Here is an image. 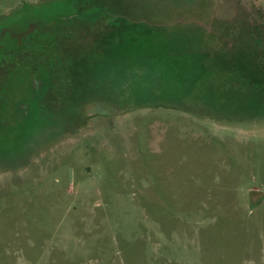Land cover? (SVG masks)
<instances>
[{
	"label": "rangeland",
	"instance_id": "374dc122",
	"mask_svg": "<svg viewBox=\"0 0 264 264\" xmlns=\"http://www.w3.org/2000/svg\"><path fill=\"white\" fill-rule=\"evenodd\" d=\"M9 14L60 38L23 59L54 75L24 67L0 129V264H264V107L240 89L264 73V0Z\"/></svg>",
	"mask_w": 264,
	"mask_h": 264
},
{
	"label": "trees",
	"instance_id": "16d2710c",
	"mask_svg": "<svg viewBox=\"0 0 264 264\" xmlns=\"http://www.w3.org/2000/svg\"><path fill=\"white\" fill-rule=\"evenodd\" d=\"M35 6L38 7L39 5ZM94 8H96V5L87 7L85 11H89L90 9V15L89 18L86 19L84 17L83 20L94 21L97 19L98 16L96 14H91L93 13L92 11ZM77 9H79V6ZM14 20V14H9L3 21L0 22V73H2L5 77V81L0 83V129L4 127L7 119L12 122V117H18L15 113L21 110L26 111L28 109L27 106H22V104L16 100L17 90L22 84L20 76H23L21 74H23L24 67H30V71L33 72V74L39 73L45 77H47V75L49 76L50 72L53 71V69H50L49 71L41 66L33 68V65L30 63L24 64L26 61H23V59H25L30 52H34L35 50L44 51L47 46H55L60 38V33L57 31L49 35L41 32L42 28L40 27H43V25L40 27L36 24L34 27L33 25L26 26L24 28L17 27L14 24ZM73 21L74 20H71L70 24L73 23ZM64 29L65 28H63V31ZM254 38L255 46L264 45V42L260 40L259 35ZM52 74L54 75V71ZM257 74L259 73L257 72ZM260 76L262 78L261 80L255 78V75L254 77H241L240 80H243V82L240 85L242 86L240 89H244L246 91L249 88L254 93L259 92V97H261L259 104L264 107V92L262 91L264 89V73ZM31 81L29 83V87H31L34 91L39 90L40 88L35 86V83ZM42 84L43 86L41 87V91L46 89L45 86L47 85L45 82H42ZM257 114L258 113L252 112L250 117L256 116Z\"/></svg>",
	"mask_w": 264,
	"mask_h": 264
}]
</instances>
